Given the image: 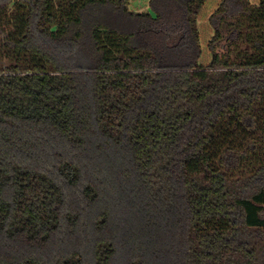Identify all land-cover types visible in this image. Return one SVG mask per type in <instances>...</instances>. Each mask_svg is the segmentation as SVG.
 Masks as SVG:
<instances>
[{
	"label": "trees",
	"instance_id": "16d2710c",
	"mask_svg": "<svg viewBox=\"0 0 264 264\" xmlns=\"http://www.w3.org/2000/svg\"><path fill=\"white\" fill-rule=\"evenodd\" d=\"M130 2L0 0V264H264V0Z\"/></svg>",
	"mask_w": 264,
	"mask_h": 264
},
{
	"label": "rangeland",
	"instance_id": "374dc122",
	"mask_svg": "<svg viewBox=\"0 0 264 264\" xmlns=\"http://www.w3.org/2000/svg\"><path fill=\"white\" fill-rule=\"evenodd\" d=\"M220 0H206L203 8L199 12L198 19H197V25L198 30L200 33V46H201V57L199 63L202 65H205L210 60V54L207 49L208 41L210 39V36L212 34V29L208 22L209 15L214 11L217 4ZM251 3H256V0H250ZM147 3L148 0H131L130 2V9L133 11H144L147 10ZM58 5L54 4L55 10H57ZM238 53L246 54L248 56L253 54L252 49L250 46H247V44H241L238 48Z\"/></svg>",
	"mask_w": 264,
	"mask_h": 264
}]
</instances>
